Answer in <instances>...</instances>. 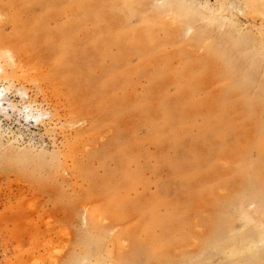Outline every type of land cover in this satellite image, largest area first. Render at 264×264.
<instances>
[{"label": "rangeland", "instance_id": "374dc122", "mask_svg": "<svg viewBox=\"0 0 264 264\" xmlns=\"http://www.w3.org/2000/svg\"><path fill=\"white\" fill-rule=\"evenodd\" d=\"M0 66V264H264V0H0Z\"/></svg>", "mask_w": 264, "mask_h": 264}, {"label": "bare ground", "instance_id": "6f19581e", "mask_svg": "<svg viewBox=\"0 0 264 264\" xmlns=\"http://www.w3.org/2000/svg\"><path fill=\"white\" fill-rule=\"evenodd\" d=\"M3 72V69L1 68V66H0V74ZM5 101V89L4 88H2L1 86H0V108L3 106V102ZM7 101V100H6ZM8 103V102H7ZM10 105V104H9ZM11 106V105H10ZM236 250H238V251H241L242 249H241V247L239 248V246H237L236 248H235V251Z\"/></svg>", "mask_w": 264, "mask_h": 264}]
</instances>
